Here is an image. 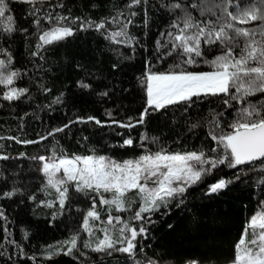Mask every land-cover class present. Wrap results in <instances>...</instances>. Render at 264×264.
Returning <instances> with one entry per match:
<instances>
[{
    "label": "trees",
    "instance_id": "1",
    "mask_svg": "<svg viewBox=\"0 0 264 264\" xmlns=\"http://www.w3.org/2000/svg\"><path fill=\"white\" fill-rule=\"evenodd\" d=\"M128 2L43 0L41 3L37 0L36 7L40 9L37 16L51 13L53 17L57 14L69 17L67 23L76 31L71 37L43 46L39 55H33L38 51L37 44L41 43L39 35L51 25L41 19L38 30L33 23L35 17L29 15L31 6L9 0L10 14L15 17L17 28L28 31L18 30L3 36L0 23V49H7V52L0 51V59L7 61L8 53H11L12 69L21 72L14 86L27 88L28 92L19 100L9 102L2 98L6 89L0 85V156L9 157L0 159V211L4 213L0 216V264H124L127 261L144 262L147 258L159 260L160 264H185L189 259H197L200 264H230L234 246L246 223L260 210L259 201L264 196L257 185L256 173L242 176L241 180L217 194L205 195L208 183L221 176L231 177L236 171L221 166V170L214 171L205 183L189 190L185 205L173 208L167 215L157 213L152 217L155 223H145L147 238H138L136 255L131 257L124 253H97L82 246L88 239L82 225L91 206L90 199L72 190L71 199L63 209L59 206L48 208L41 203L54 196H46L40 191L44 182L43 174L38 171L41 162L34 158L50 155V149L57 141L69 153L88 154L89 148H95L100 154L116 159L139 155L143 151L138 146L139 136L144 133L149 137H160L159 144L147 145L152 151L158 150L160 145L169 151H207L209 146H215L207 135V121L211 118V110L222 112L225 107L215 97L198 101L187 111L185 105H180L153 112L144 124H136L131 130L112 123L113 120L127 122L129 117L139 118L146 106V93L140 78L148 61L156 66V70H163L174 60L171 57L163 63L158 60L156 40L161 39L162 43L167 40L160 33L166 32L174 18L160 7L159 0H148L147 27L144 26V9H135L138 15L129 27L130 33L137 38L135 50L111 43L94 28L80 30L79 22H73L76 17L99 21L115 16L118 11L127 14L125 5ZM182 2L191 3L192 0ZM251 2L241 0V5ZM194 14L198 16V13ZM108 27L114 29L112 24ZM114 64L118 67L113 68ZM190 70L208 69L200 65ZM81 82L90 87H81ZM105 92L107 95H101ZM57 97H60V103L56 102ZM88 116L96 117L102 124L77 120V117L86 120ZM224 119L230 120L231 115L226 114ZM70 121L73 123L69 128L54 137L40 139ZM197 121L200 127L189 131V125ZM128 136L134 138L135 146L119 147ZM9 137L38 143L24 144ZM14 188L20 189L22 194L18 192L11 198L3 196L4 192ZM32 195L36 196L35 201L30 199ZM98 210L104 218L106 207L99 206ZM122 216L126 217L127 213ZM169 224L173 227L169 228ZM75 233L80 234L81 242L79 251L73 255L61 253L46 259L42 254L47 246L68 240ZM33 255L35 260L31 259Z\"/></svg>",
    "mask_w": 264,
    "mask_h": 264
},
{
    "label": "snow or ice",
    "instance_id": "2",
    "mask_svg": "<svg viewBox=\"0 0 264 264\" xmlns=\"http://www.w3.org/2000/svg\"><path fill=\"white\" fill-rule=\"evenodd\" d=\"M16 2L31 6L29 15L35 17L33 23L38 30L41 19L51 25L39 35L41 43L37 44L38 51L33 55H39V49L45 45L74 35L76 29L67 23L69 17L59 14L53 17L51 13L39 17L37 0ZM40 2L43 3V0ZM159 3L174 18L166 32L160 33L167 40L163 43L161 39L156 40L158 60L163 63L171 57L174 58L173 63L166 69L156 70V66L148 61V67L140 78L146 93V106L139 118L129 117L127 122L113 120L112 123L131 130L136 124H144L153 112L180 105H185L187 111L207 97L219 99L225 107L222 112L210 111L207 135L215 146H209L207 151H169L163 145L152 151L147 145L159 144L160 137H149L144 133L139 136L138 145L143 151L133 158L116 159L100 154L95 148H89L88 154L69 153L58 141L50 149V155L34 158L41 162L38 171L43 174L44 182L40 191L46 196L55 194L54 199L41 203L53 207L58 202L63 209L71 199L72 190L91 200L82 225L89 239L84 240L82 246L97 253L111 255L119 252L134 257L138 238H147L145 223H155L152 217L157 213L167 215L173 208L185 205L189 190L205 183L214 171L221 170V166L236 171L231 177L221 176L208 183L205 195L217 194L241 180L242 176L256 173L257 185L264 196V0H252L244 6L241 0H192L191 3L159 0ZM147 5L148 0H129L125 5L127 14L118 11L115 16L99 21L76 17L73 22H79L80 30L94 28L111 43L135 50L137 38L130 33L129 27L138 15L135 9L139 7L144 9V26L147 27ZM58 6L64 7L63 4ZM11 12L9 0H0L2 35L9 36L18 30L27 32V28H17ZM109 24L114 29H110ZM0 51L7 52V49ZM11 63V53H8L7 61L0 59V85L6 89L2 98L9 102L19 100L28 92L27 88L14 86L21 72L12 69ZM200 65L207 66L208 70H190ZM116 67L118 65L114 64L113 68ZM81 87L89 88L90 85L81 82ZM56 102H61L60 97L56 98ZM226 114L231 115L230 120L224 119ZM108 115L111 116V113ZM77 120L102 124L94 116H88L86 120L77 117ZM71 123L54 128L40 139L54 137L69 128ZM199 127V121L191 123L189 131ZM9 139H17L24 144L38 143L33 140L19 141L16 137ZM134 146L131 136L124 138L119 145L122 148ZM0 159L7 160L9 157L0 156ZM18 192L21 190L14 188L4 192L3 196L11 198ZM30 199L35 201L36 196L32 195ZM98 204L106 206V221L102 219ZM259 205L260 210L251 216L234 246V258L230 264H264V199L259 201ZM122 213H127V216L122 217ZM3 215L0 211V216ZM96 221L103 225L99 228L102 238L96 234ZM27 237L25 232L24 238ZM80 242V234L75 233L68 240L47 246L42 254L46 259L61 253L73 255L79 251ZM17 247L20 245L17 244ZM31 259L35 260V255ZM137 264H160V261L147 258ZM185 264H200V261L189 259Z\"/></svg>",
    "mask_w": 264,
    "mask_h": 264
},
{
    "label": "rangeland",
    "instance_id": "3",
    "mask_svg": "<svg viewBox=\"0 0 264 264\" xmlns=\"http://www.w3.org/2000/svg\"><path fill=\"white\" fill-rule=\"evenodd\" d=\"M51 196H54V198H55V194H54V193H53V195H51ZM48 198H49V200H52V197H48ZM46 206H47V205H46ZM55 206H59L58 202L56 203ZM99 206H101V207H106V206L103 205V204H98V205H97V208H98ZM47 207H48V208H54V206H53V207H49V206H47ZM113 214L115 215L116 213L113 212ZM122 214H124V213H122ZM122 214H120V215L122 216ZM122 217H124V216H122ZM102 219L105 220V221L107 220V211H106V214L104 215V218L102 217ZM94 223H95V228H96V234L102 238V237H103V233L99 231V228L102 227L103 225H101L99 221H96V222H94ZM248 238H249V239L251 238V230H249V237H248ZM88 239H89V237H88ZM114 253H119V252H114ZM133 262H134V263H133ZM124 264H137V262H135V261H127V262H125Z\"/></svg>",
    "mask_w": 264,
    "mask_h": 264
}]
</instances>
